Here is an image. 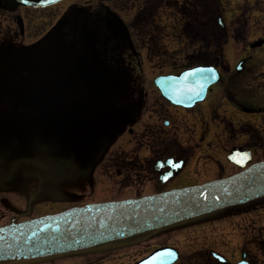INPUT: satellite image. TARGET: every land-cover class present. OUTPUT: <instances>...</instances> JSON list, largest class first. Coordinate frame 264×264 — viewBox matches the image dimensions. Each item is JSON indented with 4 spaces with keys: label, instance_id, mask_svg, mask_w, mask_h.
<instances>
[{
    "label": "flooded vegetation",
    "instance_id": "1",
    "mask_svg": "<svg viewBox=\"0 0 264 264\" xmlns=\"http://www.w3.org/2000/svg\"><path fill=\"white\" fill-rule=\"evenodd\" d=\"M156 6L176 20L165 38L186 35L181 55L164 50L167 23L135 21L134 0H0V224L198 185L264 159V0ZM196 66L218 75L200 100L163 95L161 77ZM234 149L246 156L229 161ZM144 235L0 264H115L160 232ZM241 256L263 264L243 250L193 264Z\"/></svg>",
    "mask_w": 264,
    "mask_h": 264
},
{
    "label": "water",
    "instance_id": "2",
    "mask_svg": "<svg viewBox=\"0 0 264 264\" xmlns=\"http://www.w3.org/2000/svg\"><path fill=\"white\" fill-rule=\"evenodd\" d=\"M47 56L52 63L60 58L55 50ZM217 77L211 67H195L178 76L161 78L159 86L174 103L188 105L201 99L207 86ZM243 156H246L243 152L235 150L228 158L238 162ZM263 193L264 161H261L241 172L201 185L140 198L86 204L52 215L12 222L0 226V260L119 239L235 205ZM177 258L174 248L161 247L135 264H172ZM40 260L43 259L18 264Z\"/></svg>",
    "mask_w": 264,
    "mask_h": 264
},
{
    "label": "rangeland",
    "instance_id": "3",
    "mask_svg": "<svg viewBox=\"0 0 264 264\" xmlns=\"http://www.w3.org/2000/svg\"><path fill=\"white\" fill-rule=\"evenodd\" d=\"M167 14V9H164ZM165 13L162 11L157 17L156 21L167 23L162 26L165 35L170 34L171 17L167 19ZM154 15V16H155ZM187 31L186 29L184 32ZM165 38L164 50L167 53L186 52V35L182 37L179 43H173L172 39ZM168 42H167V41ZM199 219V220H196ZM195 220H187L183 223L165 227L159 230L158 240H165L167 245L174 246L180 253V258L177 264H193V262L204 263L209 260L207 255L210 252H218L227 257L231 261H235L239 257V251H246L256 261L264 264V249L260 244L264 240V197L256 199L250 204H244L237 208H229L223 211H214L212 213L197 217ZM199 222V223H198ZM140 234L136 237H144ZM245 241L242 243V240ZM158 240H144L130 246L127 259L123 261L116 260L115 264H125L134 261L145 252L150 251L155 242ZM147 247L143 250L144 247ZM141 248V249H140ZM175 263V264H176ZM196 263V264H197Z\"/></svg>",
    "mask_w": 264,
    "mask_h": 264
},
{
    "label": "trees",
    "instance_id": "4",
    "mask_svg": "<svg viewBox=\"0 0 264 264\" xmlns=\"http://www.w3.org/2000/svg\"><path fill=\"white\" fill-rule=\"evenodd\" d=\"M138 2V10H139V16L137 15L135 21L137 23L141 21H151L153 22L154 20L156 21V11H157V6H156V1L157 0H134ZM155 15V16H154Z\"/></svg>",
    "mask_w": 264,
    "mask_h": 264
}]
</instances>
